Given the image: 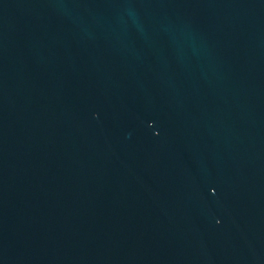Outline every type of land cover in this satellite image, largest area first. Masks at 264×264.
I'll return each mask as SVG.
<instances>
[{"label": "water", "instance_id": "obj_1", "mask_svg": "<svg viewBox=\"0 0 264 264\" xmlns=\"http://www.w3.org/2000/svg\"><path fill=\"white\" fill-rule=\"evenodd\" d=\"M0 264H264V0H0Z\"/></svg>", "mask_w": 264, "mask_h": 264}]
</instances>
